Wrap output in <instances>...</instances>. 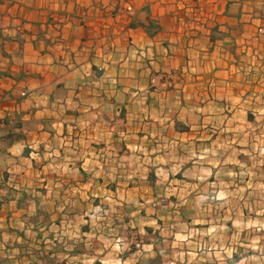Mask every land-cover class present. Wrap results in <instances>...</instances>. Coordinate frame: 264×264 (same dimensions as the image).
<instances>
[{
  "label": "crops",
  "instance_id": "1",
  "mask_svg": "<svg viewBox=\"0 0 264 264\" xmlns=\"http://www.w3.org/2000/svg\"><path fill=\"white\" fill-rule=\"evenodd\" d=\"M0 264H264V0H0Z\"/></svg>",
  "mask_w": 264,
  "mask_h": 264
},
{
  "label": "built area",
  "instance_id": "2",
  "mask_svg": "<svg viewBox=\"0 0 264 264\" xmlns=\"http://www.w3.org/2000/svg\"><path fill=\"white\" fill-rule=\"evenodd\" d=\"M126 10H127V11H131V8H130V7H127Z\"/></svg>",
  "mask_w": 264,
  "mask_h": 264
}]
</instances>
